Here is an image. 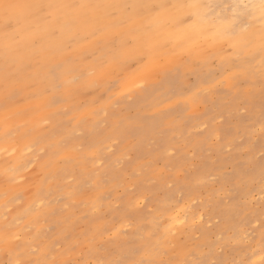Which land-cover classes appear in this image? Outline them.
Masks as SVG:
<instances>
[{
    "label": "rangeland",
    "instance_id": "1",
    "mask_svg": "<svg viewBox=\"0 0 264 264\" xmlns=\"http://www.w3.org/2000/svg\"><path fill=\"white\" fill-rule=\"evenodd\" d=\"M180 2L212 7L180 26L129 0L103 63L68 44L0 83V264H264V16Z\"/></svg>",
    "mask_w": 264,
    "mask_h": 264
},
{
    "label": "bare ground",
    "instance_id": "2",
    "mask_svg": "<svg viewBox=\"0 0 264 264\" xmlns=\"http://www.w3.org/2000/svg\"><path fill=\"white\" fill-rule=\"evenodd\" d=\"M129 0H0V83H4L5 90L9 88L12 81L18 74L28 69L26 59L39 58L46 63L47 71H52L53 66L56 72L62 71L59 67L61 60H67L68 55L64 53L66 45H70L77 53L79 58L83 59L84 54L90 59H97L98 63H103L100 53L98 37L107 29L115 28L124 20L123 12L126 3ZM136 9L133 11V18L140 19L149 12V8L154 4V0H135ZM252 1V0H250ZM260 4L261 0H254ZM166 5L165 17L171 23H178L184 26L186 18L196 19L201 15L202 8L181 9L173 8L172 5L182 4L180 0H163ZM39 5L40 7H35ZM14 6V7H9ZM185 12H193L194 16H185ZM81 18L76 29L72 32L66 26L69 20L77 21ZM123 30L129 31L131 37L136 38L137 23L130 24L123 22ZM89 25V27H88ZM142 25V24H141ZM173 30V29H172ZM172 30L170 32H172ZM20 33L26 39L35 37L38 40L37 45L27 43L23 46L17 44L14 35ZM89 34L92 43L88 46L83 45L82 36ZM113 35V34H111ZM84 46L83 49L80 48ZM140 44L133 43L135 49ZM217 46V45H216ZM58 53L57 58H52L50 62L41 57L42 53ZM57 60L58 63H56ZM11 67V71L4 72L6 66ZM79 71L81 66H77ZM1 70V69H0ZM84 92L87 89H93L91 86H85L81 83ZM179 217V216H178ZM9 242L13 243L11 235L5 236Z\"/></svg>",
    "mask_w": 264,
    "mask_h": 264
},
{
    "label": "snow or ice",
    "instance_id": "3",
    "mask_svg": "<svg viewBox=\"0 0 264 264\" xmlns=\"http://www.w3.org/2000/svg\"><path fill=\"white\" fill-rule=\"evenodd\" d=\"M9 7H14V6H9ZM35 7H40V6L37 5ZM172 7L173 8H181V9H192V8H198V7H205V8L210 9L212 7V5L208 4V5L201 6V5H195V4H187V5H172ZM256 7H257L256 5H250V4H243V5L237 4V5H235L234 8H239V9H241V11H240L239 17H235V16L233 17V19L230 23V26H229L230 29L234 31L235 28L239 25V23H241L242 20L244 18H246L249 11L255 9ZM259 8L261 11V15L264 16V0H261ZM184 15L185 16H194L195 13L185 12Z\"/></svg>",
    "mask_w": 264,
    "mask_h": 264
}]
</instances>
